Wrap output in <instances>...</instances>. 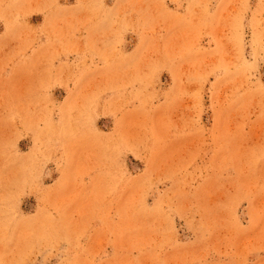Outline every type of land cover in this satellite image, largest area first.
<instances>
[{"label": "rangeland", "instance_id": "obj_1", "mask_svg": "<svg viewBox=\"0 0 264 264\" xmlns=\"http://www.w3.org/2000/svg\"><path fill=\"white\" fill-rule=\"evenodd\" d=\"M0 264H264V0H0Z\"/></svg>", "mask_w": 264, "mask_h": 264}]
</instances>
